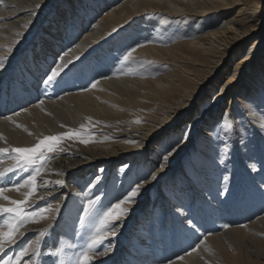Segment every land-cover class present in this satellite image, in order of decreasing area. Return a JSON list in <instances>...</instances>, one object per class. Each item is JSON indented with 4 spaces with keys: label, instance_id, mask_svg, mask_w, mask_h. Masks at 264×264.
Returning <instances> with one entry per match:
<instances>
[{
    "label": "bare ground",
    "instance_id": "6f19581e",
    "mask_svg": "<svg viewBox=\"0 0 264 264\" xmlns=\"http://www.w3.org/2000/svg\"><path fill=\"white\" fill-rule=\"evenodd\" d=\"M56 2L0 0V57H5L0 148L31 146L38 137L79 128L89 123L87 118L92 142L65 140L64 151L52 154L38 183L63 184L41 187L36 195L45 199L34 197L33 205L59 210L26 224L18 242L39 239L41 250L38 232L64 212L65 203L68 221L73 220L89 196L101 193L116 202L138 184L140 193L125 205L131 211L116 236L97 246L110 251L97 256L95 264H264L260 1L72 0L58 8ZM255 32L259 35L253 37ZM136 44L142 47L133 53L135 63H119ZM25 52L32 60L26 61ZM62 55L65 61L81 59L58 83L44 84L46 74H37L35 65H55ZM231 55V64L207 91ZM129 68L136 70L118 72ZM94 80L98 84L91 88ZM70 88L89 90L75 95ZM164 130L149 149L146 137ZM133 139L139 146L126 142ZM171 147L177 150L162 160ZM0 160V167L10 163L5 154ZM26 175L11 174L10 180L19 182ZM8 182L0 180V186ZM24 191L6 194L20 200ZM204 237L205 243L191 252ZM80 246H66L62 264H75ZM15 250L17 245H11L0 257Z\"/></svg>",
    "mask_w": 264,
    "mask_h": 264
},
{
    "label": "snow or ice",
    "instance_id": "6c2138e0",
    "mask_svg": "<svg viewBox=\"0 0 264 264\" xmlns=\"http://www.w3.org/2000/svg\"><path fill=\"white\" fill-rule=\"evenodd\" d=\"M115 31V29L113 30ZM142 47L140 44H136L126 50L122 59L119 60L121 64H133L135 63L133 53L137 48ZM9 52L13 51V48L7 49ZM67 53H65L66 55ZM81 57L77 56L75 60L65 61L63 55L59 57V63H55V66L50 67L49 73L46 74V78L43 80L44 84L53 85L59 82L65 70H68L70 66H74L76 61H79ZM5 66V57H0V68ZM136 69L129 68L126 72L118 70L120 74H132ZM108 78V77H102ZM98 81H92L90 87L96 88ZM85 91L88 88L83 89ZM43 103V101H41ZM89 123H82L79 128H69L67 131L38 137L36 142L31 146L25 147H4L0 148V154H5L10 161L7 167H0V180L9 178L6 185L0 186V199L7 203L0 204V217H5L0 222V253H5L11 245L18 244V240L22 239L26 232H22L21 229L28 223H37L40 220L49 218V214L54 211H58L59 207L53 209L51 205L38 208L37 210L30 209L33 207L35 201L45 199L44 196H37L36 193L41 187H47L49 184H63V181L56 180L51 181L45 179L43 184H39L38 180L41 174L45 170L47 162L51 159L52 154L63 152L62 143L65 140H79L80 143H91V118H87ZM142 121L136 119L135 123L139 124ZM18 127L20 125H17ZM31 134V133H30ZM109 137H105V140ZM127 143L139 146V142L135 139L126 141ZM177 150L176 147H171L167 155H162L161 159L167 161L169 156ZM3 161L0 160V164ZM162 166V165H161ZM28 173L21 181H11L10 174L16 173ZM151 175V173L149 174ZM21 189H25L23 199L16 200L11 199L6 193L10 191L20 192ZM140 193V185H135L130 188L122 197L118 198L116 202H110L108 205H102V197L100 195L94 196V198L87 199L82 205V214L79 216V223L83 227L85 224L90 225L89 239L82 247L75 260V264H95L96 258L104 257L110 251L109 247H104L98 251L97 246L102 245L103 241L110 236H116L118 227L121 225L122 220L126 219L131 209L125 205H129L135 202L138 194ZM46 195H48L46 193ZM179 211V210H178ZM191 224V221H189ZM225 228L230 225L225 224ZM48 229H43L38 232L39 237H45ZM211 235V233H209ZM206 237L200 240L191 252H195L200 248L201 244H204ZM62 247L52 251L50 255L52 257L57 256L62 252ZM191 252L187 254H191ZM40 255V240L37 239L33 242H26L20 247L19 253L13 259L12 256L5 255L0 257V264H34V258H38ZM24 257H28L25 262ZM183 256H178V260H183ZM55 264V262H54ZM62 264V262H61ZM171 264V262H170Z\"/></svg>",
    "mask_w": 264,
    "mask_h": 264
},
{
    "label": "rangeland",
    "instance_id": "374dc122",
    "mask_svg": "<svg viewBox=\"0 0 264 264\" xmlns=\"http://www.w3.org/2000/svg\"><path fill=\"white\" fill-rule=\"evenodd\" d=\"M56 1L57 2L55 4V6L57 8L58 7H63L64 5H67L68 3H71L72 2V0H56ZM258 1H260L258 7H259L260 10H262V8H264V6H263L264 5V0H258ZM263 24H264V20H263ZM257 35H259V33L255 32L253 34V37H256ZM249 41H250V39H249ZM245 46L247 47L248 44H245ZM23 55H24L23 57L26 59V61L32 60L31 54H29L28 52H25ZM239 57H240V55H239ZM231 58H232V55H231V57H229L228 59H226L224 61V64H223L222 68H219V70L217 72L218 74H216L215 78L213 80H211V82L209 83V87L207 88V91L211 88V86L215 85V83L219 80L220 75L226 70V66L229 65V64H231V61H232ZM236 59H237V57H236ZM53 66H55V65H52V63L50 61H48V62H46V61L45 62L44 61H39V63L35 65L36 69L38 68L37 69V74H41L43 72L44 73L43 75L49 73L50 67H53ZM224 66H225V68H224ZM25 67L27 68L28 71L29 70L32 71V69H33L28 64H26ZM41 69H44L45 71H42ZM228 69L230 70L232 68L231 67H228ZM244 72H246V71H244ZM243 74H245V73H243ZM246 79H247L246 77H243V79H242L243 80V83L245 82L244 80H246ZM78 82H80V81H78ZM240 83L241 82H239V84ZM69 92L70 93L72 92L75 95H78V94L81 95L82 92H87V91L80 90L79 88L78 89L70 88ZM229 93L230 92H228L225 95V98L226 99L230 95ZM165 132H166V130L158 133V135L155 136V137L154 136L153 137H148V136L146 137L147 139L145 140V142H146V145L149 147V149L152 150L153 146L162 137V135L165 134ZM52 158H53V155L51 156V159ZM50 160L47 162L46 166L50 163ZM16 174L17 175H22V174H25L26 175L28 173H19L18 172ZM77 182L78 183H81L79 181V179H78ZM96 195H100L102 197L101 193L100 194L96 193L95 195L93 194L92 196H89L88 199L89 198H94V196H96ZM54 200H56V198H52L51 201H54ZM110 202H112V196H110L109 198H107V197L105 198V194H104V197H102V200H101V204L102 205H108ZM44 203L47 204L46 202H44ZM64 205H66V203ZM64 205L62 206V209H63L64 212L63 213H60V215L55 218L54 222L49 227L44 228V229H48V232H47V235L45 237H43V239L41 240V244L42 245H41V250H40V255H39V261H38V263H40V264H42L46 260L47 261L45 262V264H50V263H54V262H55V264L57 262H65L64 261V250L66 249V246L68 248V245L73 243L74 246H77L78 248H81L80 243L84 246L85 243H86V241L89 239V235L86 234V232L89 233V231H90V225L86 223L85 226L82 227L80 225L79 219H78L79 216L82 214V205L83 204L82 205L79 204L80 210L78 208V212L73 217V220H72V217H71V219L69 221H68V219H69V216L68 215H70V211H68V210L70 208H69L68 204L66 205V207ZM42 206H43L42 204L41 205H36L35 204L30 209V211L37 210L38 208H41ZM44 207H45V205H44ZM43 220H45V219H43ZM43 220H41V221H43ZM70 221H72V222H70ZM26 242H29V239L24 240V241H19L18 244H16L17 245V250H15V252H12L11 255L9 253H6L3 256L8 255V256H12L13 259H15V256L19 253L20 247L23 246ZM64 242H65L66 246H64ZM77 243H78V245H77ZM12 247H15V245H12ZM59 247H62V249H63L61 256L57 255L55 257H52L50 255V253L52 251H55ZM77 253L79 254V252H77ZM67 255H69V254H67ZM34 264H35V262H34Z\"/></svg>",
    "mask_w": 264,
    "mask_h": 264
}]
</instances>
